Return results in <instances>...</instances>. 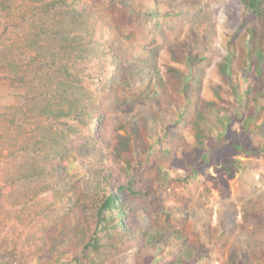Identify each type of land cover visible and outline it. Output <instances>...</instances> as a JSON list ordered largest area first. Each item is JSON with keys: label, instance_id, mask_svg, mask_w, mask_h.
Segmentation results:
<instances>
[{"label": "trees", "instance_id": "16d2710c", "mask_svg": "<svg viewBox=\"0 0 264 264\" xmlns=\"http://www.w3.org/2000/svg\"><path fill=\"white\" fill-rule=\"evenodd\" d=\"M153 1L161 4V0ZM240 1L253 15L264 16V0ZM96 10L160 16L158 10L147 11L141 0H0V69L7 73L8 86L18 98L15 104H0V264L32 260L37 264H119L130 250L138 256L141 251L158 255L163 264H208L209 252L201 248L204 237L212 238L213 245L229 241L232 256L224 264H241L251 247L245 239L252 247H264V198L249 199L251 208L243 210V223L238 225L232 218V202H224L227 206L210 228V210L200 199L195 205L190 201L192 206L180 203L185 216L194 220L188 225L185 216H177L180 209L175 214L166 206L161 190L142 185V163L133 152V137L115 116L149 100L158 105L164 97L154 59L158 46L149 49V60L143 62L142 86L137 91L127 88V56L115 48L113 39H94ZM252 37L253 33L247 37L244 60L254 63L264 57V37L259 57H251ZM234 53L221 66L227 82ZM253 68L252 83L243 93L248 96L243 103L253 101L252 108L239 101L230 116L221 120L220 136L232 119L242 120L246 111L249 119L257 117L258 100L264 99V95L257 97L264 89V76L258 84ZM192 79L189 72L181 91L186 93ZM233 89L243 100L235 85ZM194 103L199 110L192 122L198 123L200 132L204 108ZM186 109L182 105L180 120ZM259 127L264 136V120ZM148 145L149 154L152 143ZM167 149L162 150L170 155ZM199 151L201 163L210 160L208 149ZM109 153L112 164L106 165L103 161ZM160 159L156 160L159 167ZM66 161L91 164L81 178L85 194L68 180ZM190 180L178 179L183 184ZM44 193L47 196L40 199ZM194 193L187 198L197 199ZM105 212L111 218L103 223ZM172 246L174 254L164 259V250ZM138 264H144L142 258Z\"/></svg>", "mask_w": 264, "mask_h": 264}, {"label": "rangeland", "instance_id": "374dc122", "mask_svg": "<svg viewBox=\"0 0 264 264\" xmlns=\"http://www.w3.org/2000/svg\"><path fill=\"white\" fill-rule=\"evenodd\" d=\"M160 3L162 5H155L153 0H141L147 11H160L159 17L96 10L94 39L106 42L113 39L115 48L127 56L130 66L126 73L127 88L132 87L137 91L142 86L146 74L143 62L149 60V49L153 45L158 46V55L154 59L164 87V97H157L158 105L149 100L147 104L145 102L126 110L115 116L116 122L125 124L133 137V152L142 163L139 167L142 185H154L161 190L166 206L175 214L180 209L177 216H185L181 202L192 206L190 201L193 200L195 205L196 200L200 199L203 206L210 210L211 228L217 222V213L227 206V202H232V218L234 224L238 225L242 222L243 210L251 208L249 199L259 195L264 198V149H258L264 143V136L259 130L264 120V99L258 100L255 119H249L246 111L242 120L232 119L228 131L221 136L220 124L224 116H230L239 101L252 108L253 101L243 103L247 96L243 93L252 83L253 67L258 84L259 78L264 76V57L254 63L244 60V47L248 44V35L253 33L254 37L249 43L250 53L251 57H259L264 37V16L253 15L240 0H161ZM165 12L171 14L162 18L161 14ZM129 33L131 37L125 39L124 36ZM232 51L235 53L230 63V82H227L221 66ZM195 55L197 57L192 64L189 63L188 60ZM261 55L264 56V51ZM134 62L142 63V66H133ZM189 72H192L193 79L186 84V95L180 88ZM233 85L243 94V100L236 97ZM263 91L259 90L257 97H262ZM106 97L109 99L110 95L106 93ZM17 99L15 90L8 86L7 73L0 69V104H15ZM196 101L204 108L203 116L199 119L203 126L200 132L198 123L192 122L199 110L194 107ZM182 105L187 108V114L180 120L178 112ZM118 133L122 134L124 130ZM148 142L152 143L149 154ZM203 144L204 147H201ZM166 148L170 155L162 150ZM201 148L210 151V160L205 163L199 159ZM158 151L161 153L157 154ZM160 158H166V161ZM159 159L161 167L156 165ZM103 162L112 164L110 153ZM65 165L68 180L76 182L80 192L85 194L81 178L91 170V164L66 161ZM186 176L191 179L190 182L183 184L178 181ZM192 191L197 199L189 200L187 196ZM46 196L44 193L40 199ZM228 198L232 201H227ZM185 217L188 225H193V218ZM110 218L111 215L105 212L103 223ZM236 233L237 230L234 235ZM210 239L204 237L201 246L209 252L206 259L208 264H224L232 256L230 242L226 241L222 246L213 245ZM244 241L251 247L241 264H264V247H252L250 240ZM174 251L173 246L167 248L163 258H170ZM140 254L138 256L135 250H130L119 264H138L141 258L144 264H163L158 255L153 256L146 251ZM30 264L37 262L32 260Z\"/></svg>", "mask_w": 264, "mask_h": 264}]
</instances>
